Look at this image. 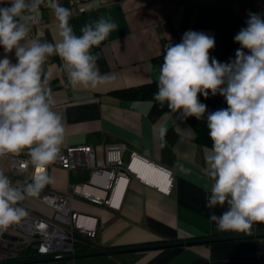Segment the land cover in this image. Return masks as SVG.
Returning a JSON list of instances; mask_svg holds the SVG:
<instances>
[{
  "label": "crops",
  "instance_id": "crops-1",
  "mask_svg": "<svg viewBox=\"0 0 264 264\" xmlns=\"http://www.w3.org/2000/svg\"><path fill=\"white\" fill-rule=\"evenodd\" d=\"M86 10L79 13L71 6L69 23L76 35L84 25L101 17H111L118 28L92 53H99L97 65L102 75L115 80L98 89L73 88L62 69L58 56H51L44 65L50 74L48 87L55 100L53 110L61 114L65 137L61 149L90 146L96 162L102 160L103 146L118 143L125 146L123 160L137 153L159 167L171 171L173 184L168 192L143 185L131 179L116 189L115 207L96 205L73 199L71 208L96 219V236L91 250L147 245L175 240L238 234L220 232L209 220L210 211L219 215L225 209L205 207V184L211 181L203 174L205 156L211 148L195 140V132L187 120L172 113L167 104L157 101H130L115 91L158 81L167 44L182 41L187 31L202 32L215 39L210 57L223 56L225 38L224 15L248 19V14L264 16V0H83ZM47 25L29 33L28 39L56 42L57 21L48 7L38 11ZM29 22V14L18 17ZM6 54L0 47V58ZM15 63L14 52L7 54ZM167 128L162 139L160 129ZM164 145L163 147L161 145ZM27 156L26 152L21 154ZM177 163L191 169L184 175ZM50 185L56 193H67L68 183L86 182L88 171L66 172L53 167ZM16 187L20 185L15 184ZM121 197V199H120ZM40 215L51 210L36 197L21 202ZM118 205V206H117ZM252 232H264V223L253 224ZM31 264H259L256 261L255 239H235L209 244L170 247L141 252L93 256Z\"/></svg>",
  "mask_w": 264,
  "mask_h": 264
},
{
  "label": "clouds",
  "instance_id": "clouds-1",
  "mask_svg": "<svg viewBox=\"0 0 264 264\" xmlns=\"http://www.w3.org/2000/svg\"><path fill=\"white\" fill-rule=\"evenodd\" d=\"M43 2L7 0L9 6L0 7V47L6 54L0 58V158L26 152L34 166L31 182L20 187L0 171V232L28 216L21 202L39 197L54 183L47 168L59 156L65 126L53 110L50 74L44 69L48 58H60L73 88L98 89L115 80L114 75L100 73L99 53L92 49L118 24L110 16L101 17L76 35L69 23L70 9L49 0L59 39L29 40L31 25L18 17L28 13L35 22ZM246 25L235 35L241 47L227 63L210 57L215 39L202 32L187 31L180 43L167 44L154 100L161 107L166 103L183 120L206 118L212 144L202 169L211 181L204 185L205 207L225 209L219 215L210 211L208 218L220 232L251 234L253 224L264 223V16L250 12ZM13 52L15 63L7 55ZM209 93L224 97L227 107L208 113L199 96L207 99ZM166 133L162 127V139ZM175 167L184 175L191 172L181 163Z\"/></svg>",
  "mask_w": 264,
  "mask_h": 264
},
{
  "label": "built area",
  "instance_id": "built-area-1",
  "mask_svg": "<svg viewBox=\"0 0 264 264\" xmlns=\"http://www.w3.org/2000/svg\"><path fill=\"white\" fill-rule=\"evenodd\" d=\"M49 0H44L38 11L47 7ZM61 5H68L82 13L86 10L83 0H59ZM9 6L7 0H0V7ZM34 14L35 22L29 20L31 33H35L47 25L45 18ZM125 146L109 143L103 146L102 160L96 162V154L92 147H78L61 149L57 160L48 166L47 171L58 167L68 173L88 171L86 182L68 183L67 193L54 192L50 185L42 190L36 199L51 210V215H40L23 206L28 216L19 224L0 232V262L28 258L30 250H34L33 257L56 255L60 253H75L81 238L93 240L96 236V219L80 214L71 208L73 199L86 200L92 204H104L115 207L114 196L119 184L125 186L134 179L156 189L168 192L173 184V174L160 168L137 153H131L127 162L123 160ZM8 159V169L2 168V160ZM137 164L152 166L163 173L165 186L160 188L146 183L137 171ZM0 171H3L12 181L22 186L25 181L31 182L34 166L28 156L8 155L0 158ZM166 189V190H165ZM121 199V197H120ZM118 206V205H117ZM256 261L264 264V238L255 239Z\"/></svg>",
  "mask_w": 264,
  "mask_h": 264
},
{
  "label": "trees",
  "instance_id": "trees-1",
  "mask_svg": "<svg viewBox=\"0 0 264 264\" xmlns=\"http://www.w3.org/2000/svg\"><path fill=\"white\" fill-rule=\"evenodd\" d=\"M225 18V40H224V48H223V56L218 61L221 63H227L230 60L235 59V54L237 49L241 46L234 41L235 35L242 29L245 28L246 19L241 17H237L235 15H224ZM247 53V49L244 50ZM158 81L152 82L146 85L137 86L134 88H129L125 90L115 91V95L130 101H141V100H154V94L158 90ZM199 100L201 103L207 105V112L210 113L220 108H226L227 104L224 97L217 94L216 96H212L209 93V97L205 99L202 95L199 96ZM190 126L193 128L195 132V140L198 144L203 145L205 147L211 148V140L208 135V128L206 123V118H202L197 120L195 117H189L186 119ZM91 242L92 240H88L86 238H81L79 243L77 244L76 251H91ZM30 254L28 258L34 256V250L29 251ZM117 257V255H113Z\"/></svg>",
  "mask_w": 264,
  "mask_h": 264
},
{
  "label": "water",
  "instance_id": "water-1",
  "mask_svg": "<svg viewBox=\"0 0 264 264\" xmlns=\"http://www.w3.org/2000/svg\"><path fill=\"white\" fill-rule=\"evenodd\" d=\"M257 238H264V232H251V234L238 233V234L215 236V237H201V238L175 240V241H168V242H161V243H154L147 245L130 246V247L96 249L91 251H83V252H75V253L63 252L60 254L50 255V256L31 257V258H24V259L11 260V261H2L0 262V264H31V263H42V262H54L60 260H71V259L86 258L93 256L118 255L129 252H141V251L170 248V247H183V246L209 244L219 241H227V240H235V239H257Z\"/></svg>",
  "mask_w": 264,
  "mask_h": 264
},
{
  "label": "bare ground",
  "instance_id": "bare-ground-1",
  "mask_svg": "<svg viewBox=\"0 0 264 264\" xmlns=\"http://www.w3.org/2000/svg\"><path fill=\"white\" fill-rule=\"evenodd\" d=\"M136 168L139 175L146 183L159 186L160 188H163L165 186V177L163 173L155 170L152 166L137 164Z\"/></svg>",
  "mask_w": 264,
  "mask_h": 264
},
{
  "label": "rangeland",
  "instance_id": "rangeland-1",
  "mask_svg": "<svg viewBox=\"0 0 264 264\" xmlns=\"http://www.w3.org/2000/svg\"><path fill=\"white\" fill-rule=\"evenodd\" d=\"M2 168H3V170L6 172L7 171V169H8V159H3L2 160Z\"/></svg>",
  "mask_w": 264,
  "mask_h": 264
},
{
  "label": "snow or ice",
  "instance_id": "snow-or-ice-1",
  "mask_svg": "<svg viewBox=\"0 0 264 264\" xmlns=\"http://www.w3.org/2000/svg\"><path fill=\"white\" fill-rule=\"evenodd\" d=\"M166 190V189H165Z\"/></svg>",
  "mask_w": 264,
  "mask_h": 264
}]
</instances>
